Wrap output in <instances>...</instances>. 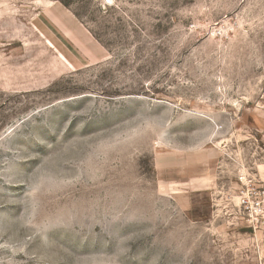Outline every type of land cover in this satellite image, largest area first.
<instances>
[{
	"label": "rangeland",
	"instance_id": "374dc122",
	"mask_svg": "<svg viewBox=\"0 0 264 264\" xmlns=\"http://www.w3.org/2000/svg\"><path fill=\"white\" fill-rule=\"evenodd\" d=\"M264 0H0V264H264Z\"/></svg>",
	"mask_w": 264,
	"mask_h": 264
},
{
	"label": "built area",
	"instance_id": "2783aa9c",
	"mask_svg": "<svg viewBox=\"0 0 264 264\" xmlns=\"http://www.w3.org/2000/svg\"><path fill=\"white\" fill-rule=\"evenodd\" d=\"M239 208L247 227L264 236V185L246 182L239 191Z\"/></svg>",
	"mask_w": 264,
	"mask_h": 264
}]
</instances>
